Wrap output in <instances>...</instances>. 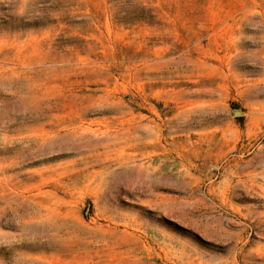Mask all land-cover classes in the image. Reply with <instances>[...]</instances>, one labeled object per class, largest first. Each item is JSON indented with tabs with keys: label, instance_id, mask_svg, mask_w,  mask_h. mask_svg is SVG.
<instances>
[{
	"label": "rangeland",
	"instance_id": "rangeland-1",
	"mask_svg": "<svg viewBox=\"0 0 264 264\" xmlns=\"http://www.w3.org/2000/svg\"><path fill=\"white\" fill-rule=\"evenodd\" d=\"M0 264H264V0H0Z\"/></svg>",
	"mask_w": 264,
	"mask_h": 264
}]
</instances>
